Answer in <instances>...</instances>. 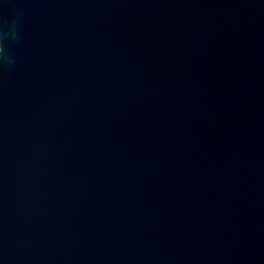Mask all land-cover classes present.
Returning a JSON list of instances; mask_svg holds the SVG:
<instances>
[{
  "label": "water",
  "instance_id": "obj_1",
  "mask_svg": "<svg viewBox=\"0 0 264 264\" xmlns=\"http://www.w3.org/2000/svg\"><path fill=\"white\" fill-rule=\"evenodd\" d=\"M0 264H264V0H0Z\"/></svg>",
  "mask_w": 264,
  "mask_h": 264
}]
</instances>
